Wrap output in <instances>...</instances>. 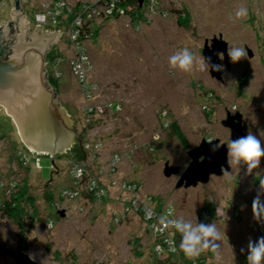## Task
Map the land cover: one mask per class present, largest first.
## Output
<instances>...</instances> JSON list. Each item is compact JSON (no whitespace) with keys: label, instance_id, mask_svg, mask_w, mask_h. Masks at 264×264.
<instances>
[{"label":"rangeland","instance_id":"obj_1","mask_svg":"<svg viewBox=\"0 0 264 264\" xmlns=\"http://www.w3.org/2000/svg\"><path fill=\"white\" fill-rule=\"evenodd\" d=\"M5 1L0 0V27L10 21L13 12L12 1ZM50 1H23L27 5L25 19L34 23V35L39 32L34 16ZM143 3L139 10L130 11L133 14L94 19L96 35L88 28L89 33L77 43L67 36L68 24L48 28L49 43L51 35L61 29L64 32L57 53L50 52L49 78L59 105L68 114V123L77 133L65 149L52 154L25 145L0 105V170L7 173L0 181H19L17 188L7 186L0 202L22 187L32 198V203L24 205L25 227L29 229L26 253L39 264H171L153 252L154 232L143 215L125 212L134 198L162 218L171 211L173 219L183 217L193 225L214 223L220 233L219 247L200 254L212 264H239L242 253L248 252L249 239L264 236L252 207L264 185V157L251 173L246 165H230L228 172L212 175L205 184L175 187L191 160L189 148L208 138L230 142V130L222 124L227 113L242 112L246 135L257 136L264 147V0ZM240 9H246L247 15L237 17ZM219 34L227 42V51L244 47L247 52L238 62L230 60L228 68L219 53L221 80L199 67L205 41L210 44ZM77 44H83L92 66L86 78L93 85L88 98L69 66L77 57ZM184 48L194 55L193 67L187 72L169 65V57ZM55 70L63 76L55 78ZM113 103L118 105L117 111L112 110ZM166 112L165 120H175L184 132L188 149L169 128H163L160 116ZM156 135L158 140L153 139ZM20 148L32 156L24 167L13 158L14 149ZM74 161L87 169L89 178L96 177L106 187L102 200L87 195L69 199L66 194L61 199L63 189L74 186L69 170ZM165 162L179 166L180 173L165 177ZM133 182L138 183L134 193L125 189ZM159 199L165 204L160 205ZM208 202L219 210L206 217L200 210ZM59 210H64L63 216ZM47 218L55 220L51 228ZM19 232L17 223L0 216V245L17 251ZM175 235L180 245L181 235L176 231ZM0 264L15 263L7 255L0 256Z\"/></svg>","mask_w":264,"mask_h":264},{"label":"water","instance_id":"obj_2","mask_svg":"<svg viewBox=\"0 0 264 264\" xmlns=\"http://www.w3.org/2000/svg\"><path fill=\"white\" fill-rule=\"evenodd\" d=\"M11 1V19L0 27V105L14 121L25 145L39 152L45 150L54 154L60 148L65 149L68 142L77 135L76 130L67 121L68 114L64 107L59 105L53 88L48 83V49L57 48L64 32L59 31L56 35H51L52 43L47 42L50 24L40 26L39 32L34 35V23H27L20 0ZM144 1L137 0L138 5L142 6ZM248 51L251 57L253 54L251 50ZM220 52L228 68L230 57L227 42L221 34L214 36L210 44L205 41L202 54L206 62L219 64ZM209 72L217 80L222 79V71H212L209 68ZM222 124L230 130V140L246 136L240 113H227ZM187 154L191 160L181 172L176 188L205 184L212 175L221 176L230 170L227 144L220 143L219 139H202L197 146L189 148ZM162 172L165 177H171L180 173V167L165 162ZM58 213L63 216L64 210H59ZM7 255L15 264H39L22 250L12 251L0 245V256Z\"/></svg>","mask_w":264,"mask_h":264},{"label":"built area","instance_id":"obj_3","mask_svg":"<svg viewBox=\"0 0 264 264\" xmlns=\"http://www.w3.org/2000/svg\"><path fill=\"white\" fill-rule=\"evenodd\" d=\"M122 0H51L46 5L43 3L42 8L39 12L35 14V23L36 27L40 29V26H44L50 24V26H54L56 24H60L63 20L67 19L68 15L73 14V20L68 22L70 33L69 36L70 40L73 41L74 38L76 43L78 40L82 39L83 35L81 33L84 30V24L87 20H94L97 18H102V15L107 16H119L125 15L126 9L120 4ZM65 16V17H64ZM62 17V19H61ZM66 18V19H64ZM62 26V25H61ZM65 27V25H64ZM62 31V29H61ZM91 33V32H90ZM90 37V36H87ZM76 56L74 59H71L69 62V66L74 75L76 76V80L78 81L80 87L86 94V98L91 96L92 90V83L87 82V74L91 69V64L88 62L87 55L84 52L83 44L76 45ZM83 54V57L81 56ZM56 74H60L61 77L63 73L60 71L55 70ZM83 93V94H84ZM118 107V106H117ZM116 107V108H117ZM118 109V108H117ZM89 111H92V108H88ZM90 112V113H91ZM88 145V144H87ZM26 154V153H25ZM25 154L23 156H25ZM25 163V162H24ZM85 172V167L82 164H72L71 165V174L72 177L75 179L81 178ZM125 183L123 187H125ZM88 193H90L91 197L95 200H100L105 197L107 193V189L104 186H101L98 179L96 177L89 178L86 184ZM125 189L129 192L134 193L136 189L135 184L127 183V187ZM69 199H74L78 197L77 191H64L63 196ZM132 203L125 208V212L129 213L131 211L143 213V217L147 220L152 229L154 236H159L161 238V244L164 247V251L166 252H173L172 248L177 247L176 241L174 239L172 227L165 228L164 225L161 223V219L165 221L173 219V216L168 218H162L159 214L152 213L154 212L149 206L142 205L137 203L139 200L134 198L131 200ZM170 210V209H169ZM159 215V216H158ZM259 230L263 231L264 229V218H261L257 221ZM47 225L49 228L53 226L51 221H47ZM166 245V246H165ZM159 246V245H158ZM156 246V249H158ZM166 247V249H165ZM176 251V250H175Z\"/></svg>","mask_w":264,"mask_h":264},{"label":"clouds","instance_id":"obj_4","mask_svg":"<svg viewBox=\"0 0 264 264\" xmlns=\"http://www.w3.org/2000/svg\"><path fill=\"white\" fill-rule=\"evenodd\" d=\"M236 15L237 17L245 16L247 15V10L240 9ZM246 55L247 52L244 47H232L228 49V56L233 63L238 62ZM193 64L194 55L188 48L177 51L169 57V65L172 68H177L185 72L190 71ZM199 67L201 71L205 72H208L209 68L212 71H223V65L211 64L210 62H206L204 58ZM153 139L158 140L159 136L156 135ZM227 157L230 165H246L248 172L251 173L253 169H256L260 165L261 158L264 157V147L261 146V140L257 136L249 133L236 140H230L227 144ZM262 196H264V185H261L260 191H258L257 196L253 200V214L257 220L264 218V200L261 199ZM91 199L93 198L91 197ZM213 207L214 212H218L219 209L214 204ZM171 214L170 211L169 215ZM161 223L165 228H174L181 235L180 249L189 259L199 257L202 252L209 249L216 251L219 247L216 242L220 238V233L214 223L204 224L196 222L193 225L192 222L185 221L183 217L167 221L161 219ZM175 250V248H172V251ZM243 251L244 249L242 248L241 252ZM247 251V264H264V236L256 240L249 239Z\"/></svg>","mask_w":264,"mask_h":264},{"label":"trees","instance_id":"obj_5","mask_svg":"<svg viewBox=\"0 0 264 264\" xmlns=\"http://www.w3.org/2000/svg\"><path fill=\"white\" fill-rule=\"evenodd\" d=\"M2 1V0H1ZM122 2V1H121ZM120 2V4H121ZM144 4V3H143ZM124 5L126 6V13H129L132 10H139L140 7L138 5L137 0H126V2H124ZM134 12H130V14H133ZM110 18V16H107ZM109 18H104L102 19L103 21ZM62 19V17H61ZM68 19V21H67ZM66 20H63V22H61L60 24L62 26H64L65 24H68V22L73 20V14L72 15H68ZM101 19V18H100ZM95 21L94 20H87L84 24V32L81 33V35H83L82 38H85V34L89 33L88 28L91 29V34L92 35H96V31L98 30V28H94L93 23ZM88 38H91L88 37ZM57 49L55 48H51L50 52H56L57 53ZM62 72V71H61ZM57 78V77H55ZM60 78V77H58ZM48 83H50V79H48ZM51 84V83H50ZM112 105V104H111ZM118 105H116L115 103H113L112 105V110L113 111H117V107ZM94 115H92L91 117L93 118ZM165 117L167 119V112L161 117V123H163V128H169L170 132L172 134H174L179 141L181 142V145L184 149H188L189 148V143L188 140L184 134V132L180 129V127L177 125V122L174 121H167L165 120ZM78 141H81V137L79 136ZM83 141V140H82ZM23 146V144H21ZM26 148V147H25ZM24 151H21L20 149H14L13 151V158H15L14 161H16V164L19 165L20 167H24L26 165V162L29 161V158H31L32 156H30V153H26ZM25 154V156H23ZM55 160V157H54ZM25 162V163H24ZM75 164H81L77 161H74ZM29 166V164L27 165ZM70 175L72 177L71 174V164H70ZM85 171H87V169H85ZM2 174H4L1 170H0V180H4L6 177V174H4L5 176H2ZM11 177V176H10ZM89 173L88 172H84L83 176L81 178L75 179L72 177L73 182H74V186H77V189H74L75 187H70V188H66L63 189L65 191H77L78 192V197L80 195H87L88 197H91L90 193H88L86 184L89 180ZM19 181L15 180V179H10V181L6 180L4 182L0 181V196L2 197L3 195H5L6 193V189L7 186L11 187V188H17ZM134 183V182H133ZM101 184V183H100ZM132 184V183H131ZM135 185L138 183H134ZM102 186V185H101ZM106 188V187H105ZM61 199L64 198V196L61 194L60 195ZM158 198V197H157ZM32 198L28 195V192L26 191L25 187H22L21 189L19 188V190L17 191V193H12L11 197L9 198H5L2 202H0V216L2 218L7 217L8 219L12 220L13 222L17 223L18 226L20 227V232L18 234V250H22L24 252H27V247H26V240H27V235L26 232L28 233L29 229L25 227V208L24 205L27 204V202H31ZM21 202H23L21 204ZM32 203V202H31ZM159 204L162 205V201L159 199ZM206 205H204L202 207V209L200 210L201 214H205L206 217L215 215L216 213L214 212V207H213V203L208 202L205 203ZM57 213V212H56ZM34 214V213H33ZM29 215L30 217H34V215ZM140 215H143V213H139ZM159 214L160 213H156ZM57 215V214H56ZM158 215V216H159ZM175 214L172 213L171 215H167V217L170 216H174ZM161 216V215H160ZM53 217V216H52ZM144 218V217H143ZM33 219V218H31ZM47 221H51L52 224H55V220L53 218H47ZM148 228V227H147ZM173 235H174V239L176 241L177 247H176V251L173 252H166L164 251V247L162 246L163 244H161V238L159 236L153 237L154 238V242H153V252L157 255V256H165V258L167 259V261H171L172 263H176V264H212L207 258H205L202 255H199V257L193 258V259H189L188 257L185 256V254L181 251L180 249V245L178 240L176 239V235H175V229L173 230ZM159 245V246H158ZM156 246H158V249H156ZM166 249V247H165ZM208 255V254H207ZM247 255L248 252L242 253L241 257H240V261L239 264H247ZM209 256V255H208ZM171 263V264H172Z\"/></svg>","mask_w":264,"mask_h":264},{"label":"flooded vegetation","instance_id":"obj_6","mask_svg":"<svg viewBox=\"0 0 264 264\" xmlns=\"http://www.w3.org/2000/svg\"><path fill=\"white\" fill-rule=\"evenodd\" d=\"M6 1H3V3H5ZM20 3H21V7L25 10V15H27V11H26V7H27V5L26 4H24L23 3V0H20ZM26 6V7H25ZM28 28L30 29V25L28 24ZM50 50H51V47H49V49H48V51L50 52ZM48 51L46 52V54L48 53ZM45 54V55H46ZM219 59H220V63H222L221 62V58L219 57ZM45 61L47 62L48 60L47 59H45ZM221 65V64H220ZM49 85H51L50 83H49ZM53 91H54V94H56V90L53 88ZM240 113V112H239ZM241 114H243L242 112H241ZM244 115V114H243Z\"/></svg>","mask_w":264,"mask_h":264},{"label":"bare ground","instance_id":"obj_7","mask_svg":"<svg viewBox=\"0 0 264 264\" xmlns=\"http://www.w3.org/2000/svg\"><path fill=\"white\" fill-rule=\"evenodd\" d=\"M55 61L58 62V59H55ZM58 75H59V74H54L55 77H57ZM163 114H164V113H163ZM166 217H167V216H166ZM166 217H165V218H166ZM149 224H151V223H149ZM165 246H166V245H165Z\"/></svg>","mask_w":264,"mask_h":264},{"label":"crops","instance_id":"obj_8","mask_svg":"<svg viewBox=\"0 0 264 264\" xmlns=\"http://www.w3.org/2000/svg\"><path fill=\"white\" fill-rule=\"evenodd\" d=\"M37 30H40V29H37Z\"/></svg>","mask_w":264,"mask_h":264}]
</instances>
